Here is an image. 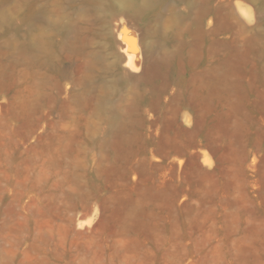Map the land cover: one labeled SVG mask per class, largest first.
I'll return each instance as SVG.
<instances>
[{
  "label": "rangeland",
  "instance_id": "obj_1",
  "mask_svg": "<svg viewBox=\"0 0 264 264\" xmlns=\"http://www.w3.org/2000/svg\"><path fill=\"white\" fill-rule=\"evenodd\" d=\"M0 264H264V0H0Z\"/></svg>",
  "mask_w": 264,
  "mask_h": 264
},
{
  "label": "bare ground",
  "instance_id": "obj_2",
  "mask_svg": "<svg viewBox=\"0 0 264 264\" xmlns=\"http://www.w3.org/2000/svg\"><path fill=\"white\" fill-rule=\"evenodd\" d=\"M137 44V43H136ZM133 59V58H132ZM132 66V65H131Z\"/></svg>",
  "mask_w": 264,
  "mask_h": 264
}]
</instances>
